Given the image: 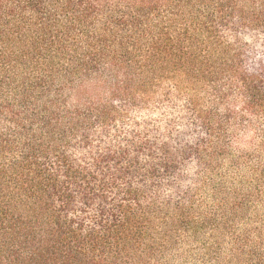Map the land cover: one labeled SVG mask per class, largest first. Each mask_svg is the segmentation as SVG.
<instances>
[{
	"label": "trees",
	"instance_id": "trees-1",
	"mask_svg": "<svg viewBox=\"0 0 264 264\" xmlns=\"http://www.w3.org/2000/svg\"><path fill=\"white\" fill-rule=\"evenodd\" d=\"M0 264H264V0H0Z\"/></svg>",
	"mask_w": 264,
	"mask_h": 264
}]
</instances>
